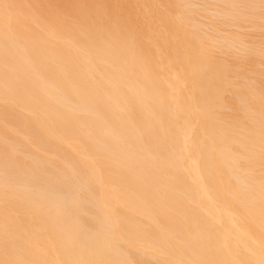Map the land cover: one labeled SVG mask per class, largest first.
<instances>
[{"label": "bare ground", "instance_id": "6f19581e", "mask_svg": "<svg viewBox=\"0 0 264 264\" xmlns=\"http://www.w3.org/2000/svg\"><path fill=\"white\" fill-rule=\"evenodd\" d=\"M0 264H264V0H0Z\"/></svg>", "mask_w": 264, "mask_h": 264}]
</instances>
